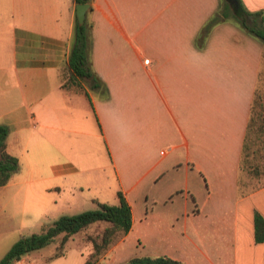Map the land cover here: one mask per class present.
<instances>
[{"label":"crops","instance_id":"crops-1","mask_svg":"<svg viewBox=\"0 0 264 264\" xmlns=\"http://www.w3.org/2000/svg\"><path fill=\"white\" fill-rule=\"evenodd\" d=\"M6 2L0 125L8 129L4 149L20 168L0 196L13 189L15 208L42 226L48 217L34 197L55 207L63 186L88 181L99 189L95 204H115L120 191L130 206V228L107 252L115 260L264 264V242L252 238L253 211L264 219V184L240 179L239 169L260 97L262 43L226 20L198 48V30L218 0H89V60L100 82L80 86L72 76L74 84H64L74 1L51 0L44 24L37 14H19L20 0ZM240 3L264 9V0ZM101 152L103 171L93 167ZM131 239L141 247L133 256ZM27 254L14 264H34Z\"/></svg>","mask_w":264,"mask_h":264},{"label":"trees","instance_id":"trees-1","mask_svg":"<svg viewBox=\"0 0 264 264\" xmlns=\"http://www.w3.org/2000/svg\"><path fill=\"white\" fill-rule=\"evenodd\" d=\"M74 3H89V0H73ZM233 13L224 0H218V6L214 12L201 25L195 38L198 48L204 45L210 29L219 22L231 20L242 28L246 33L257 38L264 49V9L250 12L247 11L240 0ZM91 8L89 6L88 11ZM91 43V22L84 19L78 25L73 21L70 46L67 56L66 68L69 77L88 79L91 88H96L100 80L91 70L89 53ZM63 86V84H62ZM251 118L249 119L246 132ZM8 129L5 125H0V186L6 184L9 178L18 170L17 159L5 151V138ZM245 132V135H246ZM244 135V137H245ZM244 145V141H243ZM242 145V148H243ZM240 169V163H239ZM117 202L108 204L97 202L94 209L84 210L74 214H63L42 227L39 232H31L18 237L0 258V264H14L28 252L38 249L56 236H60L57 251L47 259L62 256L61 248L66 240L75 233L80 232L92 223L103 222L106 226L99 234L98 240L90 239L91 250L84 257L82 264H93L98 256L102 255L115 242L119 241L128 232L131 225L130 206L124 199L120 191L116 193ZM252 238L254 243L264 242V219L257 212L252 215ZM121 264H182L180 261L165 255L160 256H134Z\"/></svg>","mask_w":264,"mask_h":264},{"label":"rangeland","instance_id":"rangeland-1","mask_svg":"<svg viewBox=\"0 0 264 264\" xmlns=\"http://www.w3.org/2000/svg\"><path fill=\"white\" fill-rule=\"evenodd\" d=\"M1 1H3L2 4L6 2V0ZM49 2H51V0H20L18 4V7H20L19 14H37L38 21L44 24V14L50 13ZM61 9L63 11H61ZM61 9L58 10L57 14L64 13L63 6H61ZM87 21L89 22V19H87ZM61 80L64 84H74L75 82L69 77V71L67 69H62ZM76 81L80 86L86 87H88L90 83L89 80L85 78H78ZM257 89L260 97L255 99V105L252 107L250 115L251 121L244 137V145L239 162L240 179H242V177H254V186H256L257 182L264 184V53L262 71L258 84L256 85V91ZM97 156L98 160L95 159L93 167L96 169L98 165L100 167L99 169L103 171L105 166V154L101 152V154ZM18 170L16 172H18ZM95 172L97 171L95 170ZM101 177L103 178L102 175ZM63 187L64 188L58 196L57 206L55 207H53L52 203L48 204L46 198L34 197L37 206L42 209V211L46 212V217H48H45L47 223L42 226H40L38 222L33 223V214H26L15 208L19 200L13 196V189H8V191L0 196V247L4 252H6L9 246L18 238V234L21 231L23 235H27L31 233V231L39 232L42 227L46 226L60 215L74 214L96 207V204L90 199L97 196L95 194L99 192V189H95L88 181L86 186L80 189L72 187L70 183ZM105 226L106 224L103 222L92 223L80 232L70 236L61 248V252L63 249V253L66 256L59 264H81L83 257L87 256L91 250L90 239L98 240L99 234ZM27 231L29 232L27 233ZM59 238L60 236L58 235L46 245L28 252L26 257L29 259L28 261H34V264H46L47 258L57 251ZM132 241L133 239L127 241V245L129 246L128 255L131 256L134 255L133 253H139L141 248L139 243ZM111 247L112 246H110L104 254L98 256L93 264H121L129 259L124 256L115 260L107 253Z\"/></svg>","mask_w":264,"mask_h":264},{"label":"water","instance_id":"water-1","mask_svg":"<svg viewBox=\"0 0 264 264\" xmlns=\"http://www.w3.org/2000/svg\"><path fill=\"white\" fill-rule=\"evenodd\" d=\"M231 11L234 13L237 7L236 0H224ZM89 4L88 3H76L74 4V17L75 21L78 25L82 24L85 17V12L88 10Z\"/></svg>","mask_w":264,"mask_h":264}]
</instances>
